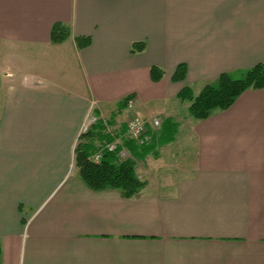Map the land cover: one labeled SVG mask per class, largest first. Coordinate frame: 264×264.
I'll list each match as a JSON object with an SVG mask.
<instances>
[{
  "label": "crops",
  "instance_id": "obj_1",
  "mask_svg": "<svg viewBox=\"0 0 264 264\" xmlns=\"http://www.w3.org/2000/svg\"><path fill=\"white\" fill-rule=\"evenodd\" d=\"M57 22L70 35L51 44ZM1 48L11 69L16 54L62 52L76 88L0 79V264H264V88L201 120L177 99L264 63V0H0ZM128 95L145 121L176 124L137 154L142 187L129 197L90 188L75 166L92 109L122 136Z\"/></svg>",
  "mask_w": 264,
  "mask_h": 264
},
{
  "label": "trees",
  "instance_id": "obj_2",
  "mask_svg": "<svg viewBox=\"0 0 264 264\" xmlns=\"http://www.w3.org/2000/svg\"><path fill=\"white\" fill-rule=\"evenodd\" d=\"M69 35V28L57 22L51 28L50 42L51 44H59L67 39ZM75 44L78 49L85 48L90 44V38L76 37ZM142 49V44H133L130 53L140 52ZM149 74L152 82H158L163 76V70L157 67H151ZM184 75L185 68L178 66L172 76V80L181 81ZM263 88L264 63H259L236 75L223 73L218 76L214 83L205 84L197 94H193L188 87H185L177 94V99L179 102L187 101L189 115L193 119L201 120L218 111L229 108L243 91ZM130 98H132V95L121 99L117 104L118 109L123 110L126 101ZM162 125H165L167 130V132H161L167 134L165 141L173 140L176 124L168 119H164L162 120ZM156 139L155 141H151V145L158 142ZM104 140H109V137L104 134L100 121L79 137L75 146V166L80 179L92 189H116L127 197L134 195L142 187V183L136 175L134 161L129 159L119 160L115 154L108 152H104L98 162L91 160V155ZM163 140L160 138L159 143H162ZM125 146L134 158H138L137 154L142 153L144 149L138 148L130 141H127Z\"/></svg>",
  "mask_w": 264,
  "mask_h": 264
},
{
  "label": "built area",
  "instance_id": "obj_3",
  "mask_svg": "<svg viewBox=\"0 0 264 264\" xmlns=\"http://www.w3.org/2000/svg\"><path fill=\"white\" fill-rule=\"evenodd\" d=\"M133 103V99H128L126 101L125 110H131L133 108ZM98 121L102 123L103 132L109 137V140H104L98 145L95 152L91 155V160L93 162H98L104 152L115 154L119 160L129 159L135 161L136 159L129 153L125 143L130 141L138 148L147 146L153 139L154 131L158 130L162 123L161 118L154 117L149 121H145L137 115H131L125 121L126 126L124 134L122 136H116L114 129L109 125L107 120L98 118L94 115V110H92L88 119L80 128L79 137L86 133Z\"/></svg>",
  "mask_w": 264,
  "mask_h": 264
},
{
  "label": "rangeland",
  "instance_id": "obj_4",
  "mask_svg": "<svg viewBox=\"0 0 264 264\" xmlns=\"http://www.w3.org/2000/svg\"><path fill=\"white\" fill-rule=\"evenodd\" d=\"M3 49L4 48H1V52H0V79L4 78L8 74H11V70L13 73H16V75H19L20 71L24 73H39V74L49 75L45 77L47 78L49 77L50 79H52V81L61 83L62 86L69 87L72 90L76 88L75 71L72 70L71 67L70 68L66 67L65 64L63 66H60V64L57 63V60L61 59L60 57L65 56V54H63L62 52L60 53V51L58 52L55 51V52H50L47 54L44 53L45 54L44 58L42 56L43 54L39 52H33V53H28V54L24 53L22 55L21 54H16V55L11 54V56L15 55V57L13 58L12 64H16L17 62L21 63L20 64L21 69H11L8 67L10 65L9 53L6 51V49L4 50ZM47 57L48 59H45ZM69 61H71L70 58H69ZM92 106L94 105L92 104ZM182 108L183 106L179 108V113H183ZM122 113H123V116L121 117L120 120H122L123 122H125L129 116L137 115L136 112L134 111V108L128 111L124 109ZM139 117L143 119L142 116H139ZM154 117L161 118L159 115H154L153 117H150L149 120H151ZM143 120H146V119H143ZM114 127L115 126H113V128ZM135 165H136L135 168L137 170L143 171L142 166H141L142 161L140 162L139 160H135Z\"/></svg>",
  "mask_w": 264,
  "mask_h": 264
}]
</instances>
